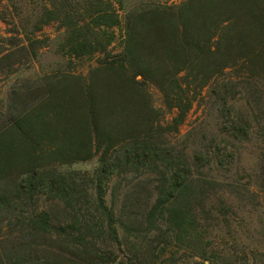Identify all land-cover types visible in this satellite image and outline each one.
<instances>
[{
    "label": "trees",
    "instance_id": "1",
    "mask_svg": "<svg viewBox=\"0 0 264 264\" xmlns=\"http://www.w3.org/2000/svg\"><path fill=\"white\" fill-rule=\"evenodd\" d=\"M0 8L12 26L0 74L17 72L5 62L18 55L36 60L52 23L61 56H99L88 76L59 66L19 78L0 109V264H264V0ZM150 85L177 111L167 126ZM198 100L204 117L181 136ZM249 150L258 189L240 174ZM96 156L92 175L61 168ZM124 189L136 203L118 211Z\"/></svg>",
    "mask_w": 264,
    "mask_h": 264
},
{
    "label": "rangeland",
    "instance_id": "2",
    "mask_svg": "<svg viewBox=\"0 0 264 264\" xmlns=\"http://www.w3.org/2000/svg\"><path fill=\"white\" fill-rule=\"evenodd\" d=\"M133 2L141 1V0H132ZM147 1H159V2H167L169 4H179L185 0H147ZM131 4V3H129ZM1 11V8H0ZM12 26H7L0 20V51H3L4 49H7V41H5V38H8L10 34L7 32L8 29H12ZM117 34V38L115 40V43L111 49V52L113 54L120 53L122 51V33L119 29L114 30ZM63 30H61V27L58 23H52L49 26L45 27L43 32L39 34L40 38L43 40H48V47L40 50L39 56L36 60L28 59L25 56L18 55L16 57H13L9 60V62H5V64L10 62H17L16 66L13 70H17V72L11 73L10 75L0 74V109L2 106L6 107L7 99L9 98L10 89L14 86V84L17 82L19 78L21 79H32V80H38L39 77L44 75L45 73L49 72L52 69H56L59 66L60 67H67L70 66L71 70L74 71L77 74L88 76L89 71L92 67H95L97 65V60L99 56L96 57H82V58H65L64 56H61L59 52V44L62 41L63 37ZM67 63H71L70 65H67ZM3 71V70H2ZM5 71V70H4ZM149 91L153 98L154 106L161 112V122L164 126L169 125L173 118L176 117L177 111L176 110H169L166 107L164 97L162 93L159 91L158 88H156L153 85L149 86ZM204 106L203 102L197 101L192 110L188 113L185 122L179 127V133L180 135L184 136L189 133L195 124L204 117ZM259 162L252 157L251 150L247 151L242 167L244 169V173H242V169H240V174H246L244 182L245 183H251L250 189H258L254 184L257 185V176L261 174V170L259 167ZM99 167V156L94 157L93 159L89 161L79 162L75 163L69 166L61 167L63 171H71V172H79L82 175H92L94 172L97 171ZM250 181V182H249ZM117 180H113L110 183V189L108 193V201L112 202L111 199H113V192L115 191L113 187L117 184ZM145 189V190H142ZM150 187H140L138 191L143 193L141 195V198L143 201H145V198L147 197L148 192H150ZM114 190V191H113ZM135 191L133 189H124L119 190L117 192L118 198L116 199V208L118 211L121 210L125 205L126 206H132L136 203L134 198ZM263 200H259L261 202L263 208L261 210H264V195H262ZM130 211V210H127ZM261 213L258 210L257 212H253L250 215V220H248V223H250V226L253 228L259 225L260 216Z\"/></svg>",
    "mask_w": 264,
    "mask_h": 264
}]
</instances>
